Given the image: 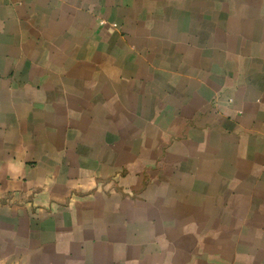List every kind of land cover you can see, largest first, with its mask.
Masks as SVG:
<instances>
[{
	"label": "crops",
	"instance_id": "1",
	"mask_svg": "<svg viewBox=\"0 0 264 264\" xmlns=\"http://www.w3.org/2000/svg\"><path fill=\"white\" fill-rule=\"evenodd\" d=\"M0 264H264V0H0Z\"/></svg>",
	"mask_w": 264,
	"mask_h": 264
}]
</instances>
